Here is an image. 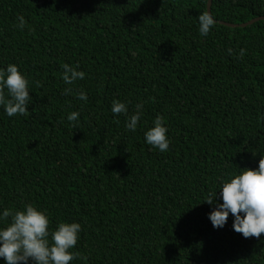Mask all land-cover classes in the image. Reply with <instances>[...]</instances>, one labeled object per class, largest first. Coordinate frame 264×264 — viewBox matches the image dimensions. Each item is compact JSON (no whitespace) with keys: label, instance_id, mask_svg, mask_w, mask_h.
Returning <instances> with one entry per match:
<instances>
[{"label":"trees","instance_id":"16d2710c","mask_svg":"<svg viewBox=\"0 0 264 264\" xmlns=\"http://www.w3.org/2000/svg\"><path fill=\"white\" fill-rule=\"evenodd\" d=\"M208 1L0 0V68L16 64L30 95L27 115L0 105V210L79 222L86 264H264V233L245 238L231 214L214 228L203 201L264 156V19L220 22L264 16V0H213L201 36ZM64 63L84 79L65 84ZM114 100L143 104L135 132ZM158 115L165 152L144 140Z\"/></svg>","mask_w":264,"mask_h":264},{"label":"clouds","instance_id":"9594fccd","mask_svg":"<svg viewBox=\"0 0 264 264\" xmlns=\"http://www.w3.org/2000/svg\"><path fill=\"white\" fill-rule=\"evenodd\" d=\"M19 28H23L25 18L17 16ZM215 24L214 17L209 12L198 16V32L207 36ZM243 54V50H241ZM61 78L65 84H73L82 80L85 73L69 64L61 65ZM6 92V96H5ZM71 93V88L64 89ZM81 101L87 100L84 91L77 93ZM30 95L28 80L14 63H8L0 68V105L4 112L11 117L15 114L27 115ZM111 112L125 114V129L135 132L143 112V104L137 103L135 111L128 115L126 103L114 100ZM79 113L72 111L67 115L69 121L77 119ZM167 127L161 116H157L152 126L144 132L145 143L165 152L169 149ZM217 189L222 202H217ZM203 201L215 207L208 213L214 228L223 227L229 214L233 217L232 228L245 238L260 237L264 233V156L255 168L242 167L236 173H228L222 177L215 190L209 191ZM81 224L76 221H59L54 230L49 228L47 214L38 207L25 203L21 208L0 210V258L3 264H69L77 257L87 262V257L74 249Z\"/></svg>","mask_w":264,"mask_h":264},{"label":"water","instance_id":"95a60500","mask_svg":"<svg viewBox=\"0 0 264 264\" xmlns=\"http://www.w3.org/2000/svg\"><path fill=\"white\" fill-rule=\"evenodd\" d=\"M212 1L213 0H209L208 1V12L212 15ZM213 16V15H212ZM259 19H264V16H261V17H256V18H253L247 22H242V23H232V22H226V21H220L221 23L223 24H226V25H229L231 27H245L249 24H252L254 23L255 21L259 20Z\"/></svg>","mask_w":264,"mask_h":264}]
</instances>
